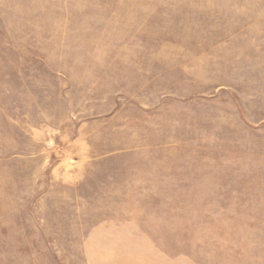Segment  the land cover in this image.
Listing matches in <instances>:
<instances>
[{"label":"rangeland","instance_id":"obj_1","mask_svg":"<svg viewBox=\"0 0 264 264\" xmlns=\"http://www.w3.org/2000/svg\"><path fill=\"white\" fill-rule=\"evenodd\" d=\"M0 264H264V0H0Z\"/></svg>","mask_w":264,"mask_h":264}]
</instances>
